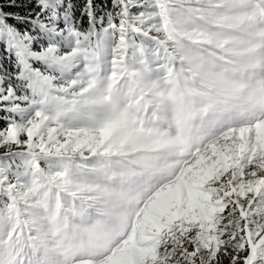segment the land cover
I'll return each instance as SVG.
<instances>
[{
    "label": "snow or ice",
    "instance_id": "snow-or-ice-1",
    "mask_svg": "<svg viewBox=\"0 0 264 264\" xmlns=\"http://www.w3.org/2000/svg\"><path fill=\"white\" fill-rule=\"evenodd\" d=\"M0 264H264V0H0Z\"/></svg>",
    "mask_w": 264,
    "mask_h": 264
}]
</instances>
